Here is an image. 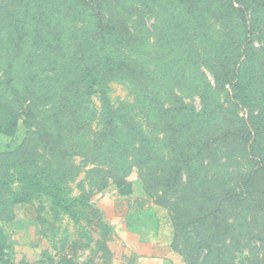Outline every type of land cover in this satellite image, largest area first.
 <instances>
[{
  "label": "rangeland",
  "instance_id": "obj_1",
  "mask_svg": "<svg viewBox=\"0 0 264 264\" xmlns=\"http://www.w3.org/2000/svg\"><path fill=\"white\" fill-rule=\"evenodd\" d=\"M234 1L244 13L227 0H198L192 15L179 0H0L7 261L19 264L25 226L36 229L17 216L25 211L49 249L72 240L74 222L34 188L38 179L136 229L144 222L126 202L149 198L150 232H162L175 264H264V8ZM99 25L135 74L104 76ZM38 27L55 46L42 83L27 76L37 68L25 70L32 42L21 35ZM90 63L102 77L92 96Z\"/></svg>",
  "mask_w": 264,
  "mask_h": 264
},
{
  "label": "trees",
  "instance_id": "obj_2",
  "mask_svg": "<svg viewBox=\"0 0 264 264\" xmlns=\"http://www.w3.org/2000/svg\"><path fill=\"white\" fill-rule=\"evenodd\" d=\"M5 1V0H3ZM137 3L140 4L142 0H135ZM181 6L185 9V11L192 15L194 11L197 9L198 0H179ZM230 8L234 11H239L244 13L242 7L241 9L235 7L234 0H227ZM245 3V2H244ZM252 5L256 7V9L264 8V0H259L257 4L252 1ZM1 9V6H0ZM94 16L95 13L93 14ZM102 20V17H100ZM52 19L51 17H43V21L38 22V25L43 26L46 22L44 20ZM40 23V24H39ZM21 25H16L15 31L20 32ZM51 27V26H50ZM109 27V26H108ZM103 25H99L97 28V32L100 34L101 37V54L99 59V65H101L103 69L104 76H121L123 77L124 74H135L136 70L131 66V61L122 54L119 49V46L122 43H117L115 38V45L112 48V38L110 37L111 31H107V28ZM25 28V26H24ZM40 27L37 28L36 34L33 35L32 32L29 31L27 33L23 30V36L29 38L32 42L31 51L27 55V60L25 61V70L28 72V68L30 69L31 66H35L37 71L35 73L31 72L28 73L27 76L31 80H36L42 83L43 80L52 79L51 77L42 78V73L45 71L38 69L41 67L42 63H44L43 68L47 65L46 64V56L48 55L47 52L50 53L49 49H53L55 46L52 42L47 41L44 39V36L41 35L39 32ZM110 28V27H109ZM54 33H57L54 30L50 36ZM58 34V33H57ZM107 35V36H106ZM109 36V37H108ZM21 40L22 37H21ZM21 40L16 43L15 50L17 52L22 51V44ZM48 42V43H47ZM45 45V46H44ZM59 48H62V45H58ZM90 47V46H89ZM91 48V47H90ZM44 53V54H42ZM51 54V53H50ZM104 60L102 62V58ZM22 66V69H24ZM96 66V65H95ZM28 67V68H27ZM33 67V69L35 68ZM97 67L90 66L88 67L87 74L90 76L89 81V89L87 92L89 96L94 95V88L99 86L101 82V78L99 77L100 72L96 73ZM99 70V69H98ZM39 74V75H38ZM121 74V75H120ZM123 74V75H122ZM228 73L226 77H228ZM236 78V75L235 77ZM76 84H78L77 79ZM30 86H26L25 89L29 92ZM77 91V90H76ZM103 94V93H102ZM181 168L177 173V176L180 174ZM176 178V177H175ZM34 188L38 190V192L45 193L48 198L52 201L53 207H55L60 213L68 215L72 221L74 222V231H73V240L69 245V249L72 253V256L66 257L61 256L57 261H53L52 259L48 260L47 264H112L113 263V252L111 249V242L113 241L114 230L110 224L105 222L103 219L102 213L99 209L94 207L91 204V201L86 195H80L78 197H72L69 195V191L66 190L64 187L59 186L57 184L48 185L43 184L42 181L35 179L33 180ZM32 183V182H31ZM30 183V185H31ZM28 186V189L31 190V186ZM151 200L149 198H137V199H128L127 200V207L128 212H141L146 210L147 207L150 205ZM170 219L174 222V217L170 216ZM175 225V224H174ZM177 234V233H176ZM1 255V253H0ZM79 255L83 258V261L79 262ZM124 262L127 264H136L135 258L132 255L124 256ZM26 264H44L43 262H26Z\"/></svg>",
  "mask_w": 264,
  "mask_h": 264
},
{
  "label": "crops",
  "instance_id": "obj_3",
  "mask_svg": "<svg viewBox=\"0 0 264 264\" xmlns=\"http://www.w3.org/2000/svg\"><path fill=\"white\" fill-rule=\"evenodd\" d=\"M44 54V53H42ZM46 66L43 68L41 67V71L45 69V71L41 74L42 76L48 75L47 69H48V61L46 56ZM30 211V210H29ZM146 210H143L141 212H126L127 214H134L137 213L140 220H143V224L139 228L132 227V224H127L125 218H122L121 216L117 217H109L104 218L105 222L110 224L114 230V236L113 241L111 242V249L113 252V263L112 264H127L124 262V256L132 255L135 258L136 264H175L174 255L175 252L173 249L169 247V242H165L163 244V235L162 232L160 234V237L158 235L153 236L150 232L151 230V223H149L145 217H146ZM26 212V213H25ZM23 212L21 215L17 214V216H21V219L25 222H28V220L32 221L34 223L35 228L34 230H31L27 225L25 226L26 229H24V235L19 244L23 246L22 250L20 249V254H22L23 257L19 259V264H26V262H43L44 264L48 263V260L52 259L53 261H57L61 256L71 257L72 253L69 249L68 244L67 248L63 249L62 251H59L57 249L48 248L46 242L42 243L40 238V233L38 231L39 225L36 223V215L34 212L27 213V211ZM103 216V215H102ZM15 218V217H14ZM43 237V236H42ZM8 238V237H7ZM161 238V239H159ZM10 240V238H8ZM32 239H34V243H31ZM43 239V238H42ZM73 240V235H72ZM71 240V242H72ZM170 240V237H169ZM29 242L32 245H29ZM70 242V243H71ZM115 244H122L124 247H121L120 249H117ZM34 246V247H33ZM113 246L115 248H113ZM21 248V247H20ZM164 249V251H163ZM0 255V264H14L13 260L11 262L6 260V257L8 255L7 250H2ZM164 253L168 255L170 258V262L168 257L164 256ZM173 260H172V259ZM83 261V258L79 255V262L81 263Z\"/></svg>",
  "mask_w": 264,
  "mask_h": 264
}]
</instances>
